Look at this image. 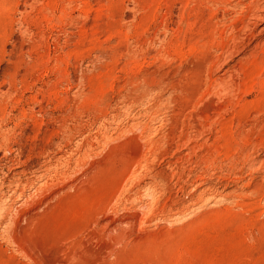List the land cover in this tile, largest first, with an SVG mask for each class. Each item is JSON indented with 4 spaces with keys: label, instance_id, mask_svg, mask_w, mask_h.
Returning <instances> with one entry per match:
<instances>
[{
    "label": "rangeland",
    "instance_id": "rangeland-1",
    "mask_svg": "<svg viewBox=\"0 0 264 264\" xmlns=\"http://www.w3.org/2000/svg\"><path fill=\"white\" fill-rule=\"evenodd\" d=\"M0 264H264V0H0Z\"/></svg>",
    "mask_w": 264,
    "mask_h": 264
}]
</instances>
